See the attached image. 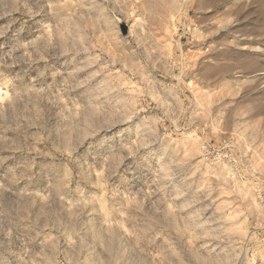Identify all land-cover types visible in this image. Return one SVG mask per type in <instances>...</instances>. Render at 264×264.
I'll return each mask as SVG.
<instances>
[{"label": "rangeland", "instance_id": "rangeland-1", "mask_svg": "<svg viewBox=\"0 0 264 264\" xmlns=\"http://www.w3.org/2000/svg\"><path fill=\"white\" fill-rule=\"evenodd\" d=\"M0 264H264V0H0Z\"/></svg>", "mask_w": 264, "mask_h": 264}]
</instances>
